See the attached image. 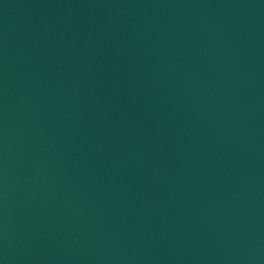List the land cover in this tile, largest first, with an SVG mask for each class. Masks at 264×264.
Here are the masks:
<instances>
[{
  "label": "water",
  "instance_id": "water-1",
  "mask_svg": "<svg viewBox=\"0 0 264 264\" xmlns=\"http://www.w3.org/2000/svg\"><path fill=\"white\" fill-rule=\"evenodd\" d=\"M0 264H264V0H0Z\"/></svg>",
  "mask_w": 264,
  "mask_h": 264
}]
</instances>
